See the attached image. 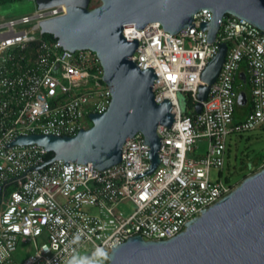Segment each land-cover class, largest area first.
<instances>
[{
  "label": "built area",
  "instance_id": "2783aa9c",
  "mask_svg": "<svg viewBox=\"0 0 264 264\" xmlns=\"http://www.w3.org/2000/svg\"><path fill=\"white\" fill-rule=\"evenodd\" d=\"M64 14L59 5L0 25V264H69L73 258L88 264L97 247L111 257L134 236L146 241L178 236L237 188L211 175L226 165L228 136L264 125V31L228 14L209 43L201 23L210 22L213 13L202 10L195 28L177 35L160 23L124 29L127 39L139 42L132 60L156 72V103L169 100L176 115L172 127L158 129L162 162L152 174L135 179L152 166L142 133L127 141L123 161L106 170L63 160L40 169L49 161L45 147L7 146L18 136H76L88 129L90 114H104L112 103L96 52H72L57 39L15 30L36 21L33 31H41L40 22ZM223 43L229 46L225 63L198 114L206 84L202 74ZM239 81L251 86V96ZM241 92L247 94L245 106L238 104ZM181 93L192 95L195 115L182 111ZM199 140L208 142L206 154ZM127 199L136 211L124 218L116 209Z\"/></svg>",
  "mask_w": 264,
  "mask_h": 264
},
{
  "label": "water",
  "instance_id": "95a60500",
  "mask_svg": "<svg viewBox=\"0 0 264 264\" xmlns=\"http://www.w3.org/2000/svg\"><path fill=\"white\" fill-rule=\"evenodd\" d=\"M39 10L63 5L65 14L40 22L41 35H53L66 50H92L105 70L104 80L111 89L112 103L104 114H90L92 127L76 136H18L7 147L38 144L54 157L45 166L63 160L106 170L123 161L127 141L142 133L149 147L152 174L162 162L160 126L172 127L176 115L172 103H156L158 78L152 68L143 70L132 60L139 42L127 39L124 29H145L160 23L164 30L179 34L193 25L202 10L213 13L202 22L208 42L217 39L221 20L226 15L243 18L264 31V0H34ZM229 46L221 45L219 54L202 74L206 83L199 92L196 113L203 111L211 86L217 81ZM246 81V74H242ZM238 104H247L241 92ZM203 215L186 224L187 230L169 240L146 241L134 236L113 249L109 264H264V169L247 177L230 195Z\"/></svg>",
  "mask_w": 264,
  "mask_h": 264
},
{
  "label": "rangeland",
  "instance_id": "374dc122",
  "mask_svg": "<svg viewBox=\"0 0 264 264\" xmlns=\"http://www.w3.org/2000/svg\"><path fill=\"white\" fill-rule=\"evenodd\" d=\"M100 5L99 0H93V6ZM38 14V8L34 0H21L14 2H7L0 6V25L9 23L11 21L20 20L26 16L33 17ZM36 21L30 24H21L15 27L17 32L29 31L33 35L41 37V31H33ZM2 30H0L1 32ZM5 31V30H3ZM245 85V89L249 96H251V86L245 84V82L239 81ZM93 86V83L91 84ZM179 101L181 109L184 113L189 111V114L195 113V108L188 109L189 106L187 95L184 93L179 94ZM250 106L244 108L246 113H249ZM93 123L88 121L86 126L92 127ZM200 147V153L206 154L208 149V142L199 140L197 143ZM228 152L226 156V165L222 170L213 169L211 172L213 179H221L229 186L238 187L249 176L264 169L260 167L255 173H250L245 176L248 169H245L244 165L259 158H264V125L254 131H248L239 134H233L227 138ZM245 176V177H244ZM59 201L64 202V198L59 197ZM136 211L135 204L127 199L121 202L116 209L119 216L124 218L130 217ZM92 213H97L95 210H91ZM28 256V254H27Z\"/></svg>",
  "mask_w": 264,
  "mask_h": 264
},
{
  "label": "trees",
  "instance_id": "16d2710c",
  "mask_svg": "<svg viewBox=\"0 0 264 264\" xmlns=\"http://www.w3.org/2000/svg\"><path fill=\"white\" fill-rule=\"evenodd\" d=\"M14 1H21V0H0V6L5 4V3H7V2H14ZM92 6H93V3H92ZM42 38H43V40H46V41H55L56 40V38L53 35H49V34L43 35ZM186 95H187L188 102H189L188 103L189 106L187 105L188 109H189V107L192 108V109L195 108V102H194V100L192 98V95L189 94V93H186ZM187 114L191 115V114H189V111L187 112ZM193 115H195V113ZM237 116H238L239 119L242 118V114L241 113H238ZM53 157H54V154L53 153H49L48 159L51 160ZM262 166L264 167V158L263 157L259 158V160H254V161H251L250 163L245 164L244 165L245 169H248V171L246 172L245 176H248V174H250V173H255L256 170L259 169ZM10 191H12V189L11 190L9 189L6 194H9Z\"/></svg>",
  "mask_w": 264,
  "mask_h": 264
},
{
  "label": "clouds",
  "instance_id": "9594fccd",
  "mask_svg": "<svg viewBox=\"0 0 264 264\" xmlns=\"http://www.w3.org/2000/svg\"><path fill=\"white\" fill-rule=\"evenodd\" d=\"M109 259L110 256L108 251L103 247H97L91 258L89 259L88 264H106ZM69 264H83V261L73 258L69 261Z\"/></svg>",
  "mask_w": 264,
  "mask_h": 264
},
{
  "label": "flooded vegetation",
  "instance_id": "af4514ba",
  "mask_svg": "<svg viewBox=\"0 0 264 264\" xmlns=\"http://www.w3.org/2000/svg\"><path fill=\"white\" fill-rule=\"evenodd\" d=\"M248 106H250V108H249V112H251V110H252V106H251V104H249Z\"/></svg>",
  "mask_w": 264,
  "mask_h": 264
}]
</instances>
